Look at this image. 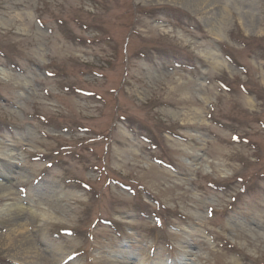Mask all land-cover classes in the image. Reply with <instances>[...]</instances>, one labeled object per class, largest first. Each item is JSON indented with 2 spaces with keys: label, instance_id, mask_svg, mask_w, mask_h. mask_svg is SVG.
<instances>
[{
  "label": "rangeland",
  "instance_id": "374dc122",
  "mask_svg": "<svg viewBox=\"0 0 264 264\" xmlns=\"http://www.w3.org/2000/svg\"><path fill=\"white\" fill-rule=\"evenodd\" d=\"M4 148L0 264H264V0H0Z\"/></svg>",
  "mask_w": 264,
  "mask_h": 264
},
{
  "label": "bare ground",
  "instance_id": "6f19581e",
  "mask_svg": "<svg viewBox=\"0 0 264 264\" xmlns=\"http://www.w3.org/2000/svg\"><path fill=\"white\" fill-rule=\"evenodd\" d=\"M2 155H5V156H7V157H9L10 159H12L11 158V156H12V154H11V152L9 151V149L8 148H4L1 152H0ZM5 184H0V187L1 188H3V189H5ZM4 193H1V196L0 197H5V195H3ZM15 207H13V209L14 210H16V213H18L19 214V212L22 210V207L21 206H18V205H14ZM5 210V209H4ZM3 210V211H4ZM7 210V209H6ZM0 211H2V208L0 207ZM45 217H47V218H52V215L51 214H47V215H45Z\"/></svg>",
  "mask_w": 264,
  "mask_h": 264
}]
</instances>
